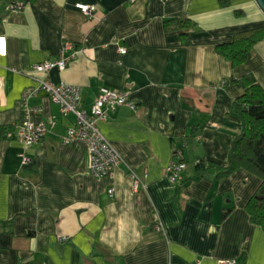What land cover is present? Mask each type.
<instances>
[{
  "label": "crops",
  "instance_id": "obj_1",
  "mask_svg": "<svg viewBox=\"0 0 264 264\" xmlns=\"http://www.w3.org/2000/svg\"><path fill=\"white\" fill-rule=\"evenodd\" d=\"M224 1L31 0L0 12V264H264V229L246 210L259 176L194 178L192 161L179 182L168 175L175 147L224 164L242 128L234 100L243 87L233 81L250 74L264 86V42L237 68L216 51L263 26L264 13L255 0ZM177 16L196 20L190 46L165 28ZM70 41L68 68L38 74L35 64L60 57ZM38 75L78 87L77 111L35 91ZM105 88L128 91L137 108L99 120L122 162L97 176L88 143L64 136ZM27 101L47 127L38 143L5 131Z\"/></svg>",
  "mask_w": 264,
  "mask_h": 264
},
{
  "label": "trees",
  "instance_id": "obj_2",
  "mask_svg": "<svg viewBox=\"0 0 264 264\" xmlns=\"http://www.w3.org/2000/svg\"><path fill=\"white\" fill-rule=\"evenodd\" d=\"M29 1L31 0H0V12L10 11L12 5L21 9V6ZM224 2L230 3L229 0ZM236 14L242 16L245 11L239 9ZM195 25L196 20L189 16H177L165 22L168 32L180 33V40L184 46L193 44L190 30ZM263 42L264 26H259L235 33L231 40L218 43L216 51L237 68L249 62ZM233 82L243 87L241 95L234 100V111L242 120V128L235 136L226 162L217 164L205 156L188 159L184 156L183 147L174 148L175 156L179 163L186 164L190 161L194 163V178L213 173L222 179L231 176L239 169H246L259 176L263 183L247 202L246 210L251 221L264 229V86L251 78L250 74H245ZM5 131L7 133V130ZM232 209L233 205L229 201L227 213Z\"/></svg>",
  "mask_w": 264,
  "mask_h": 264
},
{
  "label": "built area",
  "instance_id": "obj_3",
  "mask_svg": "<svg viewBox=\"0 0 264 264\" xmlns=\"http://www.w3.org/2000/svg\"><path fill=\"white\" fill-rule=\"evenodd\" d=\"M24 7V5H22ZM21 6V9L23 8ZM79 7L86 13H91L96 10L95 5L79 4ZM16 5L11 6L12 11L21 10ZM75 49L73 42H66L64 51L60 57L56 59H47L35 64L34 68L38 74H46L51 70L65 71L68 68L72 57L66 55L68 50ZM126 49H122V53H126ZM38 85L34 88L35 91L42 90L56 102L60 103L65 113L76 112L77 102L80 96L79 88L65 81H53L47 76L35 77ZM1 85V84H0ZM26 108L23 119L15 124L14 128L8 129L7 135L12 138H17L23 143L33 144L38 143L44 138L47 133V127L42 122L33 120V115L41 111L39 107H31L25 102ZM130 106L136 110L137 104L131 99L128 91H117L105 88L96 101L91 113L80 112L78 123L74 128H71L66 136L65 143H72L75 140L82 139L88 143L89 151L92 160V172L97 176L105 175L109 170L122 162V156L116 147L105 137L99 128V120L105 118L109 114L118 110L121 106ZM185 163L176 162L172 164L168 170V175L173 183L179 182L183 178V170ZM136 187L141 186V180H135ZM111 196H114V189L110 190ZM224 264H238L236 260H228Z\"/></svg>",
  "mask_w": 264,
  "mask_h": 264
},
{
  "label": "water",
  "instance_id": "obj_4",
  "mask_svg": "<svg viewBox=\"0 0 264 264\" xmlns=\"http://www.w3.org/2000/svg\"><path fill=\"white\" fill-rule=\"evenodd\" d=\"M261 11L264 13V0H255Z\"/></svg>",
  "mask_w": 264,
  "mask_h": 264
},
{
  "label": "bare ground",
  "instance_id": "obj_5",
  "mask_svg": "<svg viewBox=\"0 0 264 264\" xmlns=\"http://www.w3.org/2000/svg\"><path fill=\"white\" fill-rule=\"evenodd\" d=\"M80 8V7H79ZM81 9V8H80ZM84 12V11H83ZM86 13V12H85ZM36 84L38 85V82L36 81Z\"/></svg>",
  "mask_w": 264,
  "mask_h": 264
},
{
  "label": "rangeland",
  "instance_id": "obj_6",
  "mask_svg": "<svg viewBox=\"0 0 264 264\" xmlns=\"http://www.w3.org/2000/svg\"><path fill=\"white\" fill-rule=\"evenodd\" d=\"M264 26V25H263ZM237 33V32H236ZM66 114H68V113H66Z\"/></svg>",
  "mask_w": 264,
  "mask_h": 264
}]
</instances>
